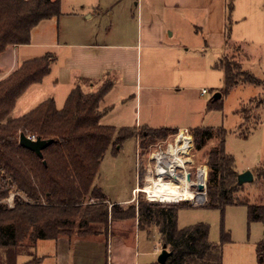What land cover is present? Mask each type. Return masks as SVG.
<instances>
[{
  "label": "trees",
  "instance_id": "obj_1",
  "mask_svg": "<svg viewBox=\"0 0 264 264\" xmlns=\"http://www.w3.org/2000/svg\"><path fill=\"white\" fill-rule=\"evenodd\" d=\"M61 16L60 0H0V55L9 46L28 45L31 31L39 23ZM238 56L237 52L225 55L214 66L223 73L224 92L246 84L261 87L264 82L244 71ZM55 61V55L47 53L0 77V264H17L19 256H31L39 240H56L62 235L96 236L100 232L97 229L107 233L109 217L112 222L122 219L117 205L109 209L101 188L95 185L107 150L112 148L117 153L124 141L138 136L144 155L150 146L154 148L178 132L148 127L137 132L136 128L104 125L102 119L108 110L100 104L110 84L88 94L76 86L61 109L49 99L21 117L8 119L18 99L50 73ZM255 98L248 101L253 108L241 106L237 110L243 124L249 123L251 111L263 107L264 97ZM259 123L255 119L248 126L255 128ZM192 132L197 151L214 137L218 139V145L206 153V206L219 210L233 205L246 207L249 223L263 226L262 238L256 244V253L262 257L264 192L252 203L249 196H238L243 186H237L235 160L225 151L224 129L197 128ZM21 134L50 144L38 157L19 144ZM256 178L264 184V162L256 169ZM10 194L14 195L12 207L3 203ZM185 205L190 207L188 203L139 202L129 209L132 216L137 210L140 230L145 226L158 230L162 249L170 252L164 264H222V247L209 242L207 225L177 228V213Z\"/></svg>",
  "mask_w": 264,
  "mask_h": 264
},
{
  "label": "rangeland",
  "instance_id": "obj_2",
  "mask_svg": "<svg viewBox=\"0 0 264 264\" xmlns=\"http://www.w3.org/2000/svg\"><path fill=\"white\" fill-rule=\"evenodd\" d=\"M85 1L87 0H61L62 10H79V3ZM158 15L160 18L163 17V14ZM201 19L200 16L193 18L187 12L182 13L180 22L168 24V37L166 40L169 43L174 42L177 44L178 49L173 51L171 59L159 61L161 65L164 62L169 64L165 68L169 75V78H167L168 84H171L169 79L174 78L173 81L178 85L179 93L177 95L166 93L167 95L160 98L157 105L155 104V114L160 116L158 120H155L154 128H184L192 131L197 128L224 129L225 151L234 158L236 172L240 174L251 171L253 174V183L244 185L242 191L238 194L241 198L249 196L252 203L255 201L254 198L257 201L258 197L262 196L261 194L264 192V184L259 183L256 178V169L264 162V104L260 109L251 111V117L249 123H246L247 125L242 123V118L237 114V110L241 106L243 108H253V104H249L248 101L255 97V99L264 97V82L261 87L246 84L224 92L223 73L216 70L214 66L225 55L237 52L242 69L249 72L256 79L264 80V0H227L225 20L227 30L225 35L217 33V28L214 27L213 23L207 24L202 22ZM144 21L141 19V24H146ZM56 22V20L44 21L33 29L31 39L33 38L32 42L36 45L35 50H40L39 41L45 37H48V40L52 38V41L55 39V31L58 26ZM138 24L137 20L122 23L105 20L101 23L89 22L88 28L91 31H99L104 34L119 29L128 32L136 31L139 28ZM172 33L173 36H170ZM237 48H240V51H237L239 50ZM236 62L238 61L236 60ZM160 64L158 62V69ZM149 66L146 68L144 63L143 72L145 69H149ZM0 69L5 71L2 68ZM160 71L164 72L162 68ZM107 83L108 81L104 82V84ZM173 91L175 92V90ZM202 91H205L206 94H202ZM124 92H126L124 88L119 87L117 82L115 88L111 91V95L113 103L114 101L116 103L115 110L120 108V112H123L125 109L129 115L131 105L127 103L125 107H122L117 102V99L123 96ZM56 93L59 94L58 91ZM216 94L220 95L217 100L214 99ZM52 95L49 94L48 97H54ZM30 96L25 95L23 99H20L8 119L21 117L35 107L37 101L45 99L44 96L38 95L33 100L34 102H31L32 105L27 111L23 107L28 106ZM110 102L112 103L111 100ZM57 105L58 109L62 107L59 101ZM147 111H149L148 107L142 104L141 112L146 113ZM114 118L115 115H111L106 118L107 122L104 119L102 123L105 121L103 124L109 123L119 127L114 123ZM255 119H259L260 123L255 128H250L248 124H252ZM121 120L125 122L128 119L126 116L117 119V121ZM248 127L249 129H246ZM172 136H168L164 142H157L154 148H150V146L145 154L152 152L159 146L166 145L170 142ZM135 138L138 145H140V137ZM216 145H218V139L214 137L203 149L194 150L191 154L192 164L194 166L206 165V153ZM136 148L135 140L129 139L121 144V148L117 153H113L112 148H109L105 153L95 185L101 188L108 204L130 197L131 189L138 186ZM145 157H142L143 160ZM140 160H142L141 156ZM13 197L14 195L10 194L3 203H6L8 207L13 206ZM139 202H147L141 194L136 196V201L133 204L121 207V209L117 206L116 211L120 217L127 219L117 221L112 225L113 237L112 240L109 238L108 244L109 264H113L117 257H123L127 261H131L136 252L139 264L157 263V257L162 252L158 230L153 226H145L140 230L137 210L132 216L133 211L129 209L132 205L137 207ZM182 203L187 202L178 204ZM189 205L190 207L185 205L183 209L178 211L177 228L183 229L197 224L207 225L209 228V242L222 247V264H264V254L262 257H258L256 253V244L262 238L263 226L258 222L249 223L246 207L233 205L219 210L206 205L198 207ZM135 224L137 231L134 234L131 226ZM98 230L103 232V229H97L96 231L98 232ZM134 235L139 240L136 251L133 248ZM72 236L74 238L78 237L77 235ZM102 236L105 235L102 234ZM94 237L85 238L93 240ZM100 239H104V237L100 238L99 236L96 238V240ZM118 240L122 241L123 247L116 244ZM156 247L161 249L158 256L155 257L152 253ZM166 250L168 251V248ZM54 256L55 245L53 241L39 240L37 249L35 247L33 252L31 251V256H19L17 264H23L28 260H30L29 264H36L37 257H44L45 261L41 264H55Z\"/></svg>",
  "mask_w": 264,
  "mask_h": 264
},
{
  "label": "crops",
  "instance_id": "obj_3",
  "mask_svg": "<svg viewBox=\"0 0 264 264\" xmlns=\"http://www.w3.org/2000/svg\"><path fill=\"white\" fill-rule=\"evenodd\" d=\"M62 6L60 0L62 16L56 20L58 26L55 31V39L52 41V38L48 40V37H45L39 41L40 50L34 49L36 45L32 42L31 35L28 45L7 47L0 55V68L5 70L0 69V77L14 72L25 61L51 53L55 55L56 61L51 65L50 73L39 84L29 87L18 99L17 103L25 95H31L28 98V106H24L23 109L28 111L38 95L44 96L45 99L37 101L35 107L52 99L58 109V101L63 107L69 92L76 86H79L83 93L88 94L98 91L106 85L104 82L108 81L107 84H110L111 88L100 104L101 108H106L108 111L102 120L105 119L107 122V117L115 115L114 123L119 127L109 123L104 125L114 126L116 129L129 127L139 130L141 127L156 129L154 128L155 120H158L160 115L155 114V104L157 105L160 102L158 100L167 94L175 93L177 95L179 93L178 85L173 81L174 78H170L171 84H168L169 75L165 69L169 64L164 61L171 59L173 51L178 49L177 44L169 43L166 40L168 24L180 22L182 13L188 12L193 18L202 17V22L213 23L217 28L216 32L224 35L227 0H87L79 3V10H62ZM158 14H163V19L158 17ZM158 18L160 19L156 20ZM141 19L145 20L146 24H141ZM52 20H46V22ZM105 20L116 23L137 20L139 28L136 31L128 32L119 29L104 34L89 30V22L101 23ZM170 36H173V33ZM159 60H164L163 65ZM144 63L146 68L150 66L143 72ZM161 68L164 72L160 71ZM117 82L119 87H123L126 91L124 94L122 93L123 96L117 99V102L122 107H125L127 103L131 105L129 115L125 109L123 112H120V108L115 110L116 103L115 101L113 103L111 91ZM49 94H53L52 96L55 98L48 97ZM142 104L147 106L149 111L142 113ZM35 107H31V110ZM124 116L128 120L117 121ZM133 139L137 145L136 157H139V186L147 154L143 155L146 156L143 160L138 142L136 138ZM140 156L142 160H140ZM136 187L131 189L130 197L109 203V209L114 204L120 208L133 204L137 196L133 193ZM117 221L112 222L109 217L107 233L99 232L92 238L93 240L74 238L68 235H62L58 239L52 240L55 245V264H109V238L112 240L111 228ZM132 228L135 234L136 224L132 225ZM99 236L104 239L96 240ZM134 237L133 248L136 251L139 240L136 239V235ZM116 244L123 247L122 241L118 240ZM35 247L37 249V243ZM161 248H154L152 254L155 257L158 256ZM136 255L137 252L134 253V258L131 261L117 257L113 264H139ZM37 258L36 264L45 261L44 257Z\"/></svg>",
  "mask_w": 264,
  "mask_h": 264
},
{
  "label": "built area",
  "instance_id": "obj_4",
  "mask_svg": "<svg viewBox=\"0 0 264 264\" xmlns=\"http://www.w3.org/2000/svg\"><path fill=\"white\" fill-rule=\"evenodd\" d=\"M202 94H206V92L202 91ZM29 139L35 140L33 138ZM193 151L192 131H178L166 145L159 146L152 152L147 153L140 184L133 190V193L135 195H143L149 203L178 204L187 202L197 207L206 205L208 203V167L205 164L199 166L192 164L191 154ZM137 161L139 176V157ZM188 177L190 183H188L186 188L193 196L191 200L181 199L177 202H167L156 198V195L164 193L158 191L157 183H169L175 180L187 181Z\"/></svg>",
  "mask_w": 264,
  "mask_h": 264
},
{
  "label": "water",
  "instance_id": "obj_5",
  "mask_svg": "<svg viewBox=\"0 0 264 264\" xmlns=\"http://www.w3.org/2000/svg\"><path fill=\"white\" fill-rule=\"evenodd\" d=\"M219 97L220 95L216 94L214 96V99L217 100ZM19 144L23 148L35 153L38 157H41L42 150H44L50 144V142H46L38 139L30 140L28 137L21 134L19 136ZM187 179L189 180V177ZM253 181H254V177L251 171H245L237 175V186H244L246 184H251ZM169 255L170 252H168L166 249H162V252L157 258V263L164 264Z\"/></svg>",
  "mask_w": 264,
  "mask_h": 264
},
{
  "label": "bare ground",
  "instance_id": "obj_6",
  "mask_svg": "<svg viewBox=\"0 0 264 264\" xmlns=\"http://www.w3.org/2000/svg\"><path fill=\"white\" fill-rule=\"evenodd\" d=\"M189 180H175L169 183H157L156 187L159 192H164L156 195V198L167 202H177L178 200H191L193 198L192 194L187 191V185Z\"/></svg>",
  "mask_w": 264,
  "mask_h": 264
}]
</instances>
